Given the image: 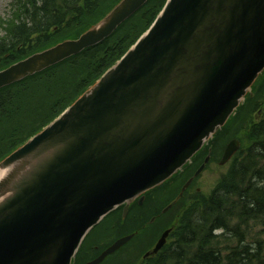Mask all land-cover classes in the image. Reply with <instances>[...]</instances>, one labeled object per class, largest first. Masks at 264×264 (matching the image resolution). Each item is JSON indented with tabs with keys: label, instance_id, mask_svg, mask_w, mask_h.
Returning <instances> with one entry per match:
<instances>
[{
	"label": "water",
	"instance_id": "1",
	"mask_svg": "<svg viewBox=\"0 0 264 264\" xmlns=\"http://www.w3.org/2000/svg\"><path fill=\"white\" fill-rule=\"evenodd\" d=\"M148 1L121 0L78 39L1 71L0 89L98 45ZM263 72L264 0H168L116 65L0 162V264H71L106 215L126 205V216L134 200L142 204L145 193L178 173ZM240 146L231 141L221 164Z\"/></svg>",
	"mask_w": 264,
	"mask_h": 264
},
{
	"label": "trees",
	"instance_id": "2",
	"mask_svg": "<svg viewBox=\"0 0 264 264\" xmlns=\"http://www.w3.org/2000/svg\"><path fill=\"white\" fill-rule=\"evenodd\" d=\"M119 1L13 0L8 19L0 17V71L64 40L78 38ZM166 1L150 0L102 44L0 90V161L58 117L112 67L150 27ZM263 80L264 75L255 89ZM250 130L253 142L245 156L232 163L229 178L209 197L196 194L191 203L188 193L178 204L182 217L174 246L179 248L174 252L177 258L171 260L181 264H264V119L253 123ZM223 143L217 146L223 147ZM219 155L215 149V158ZM245 171H249L248 180ZM188 174L177 180L186 181ZM133 216V220L139 216L138 209L132 210L129 219ZM197 224L200 229L195 228ZM182 246L195 248L189 255L192 260L178 250ZM204 251L212 253L211 259Z\"/></svg>",
	"mask_w": 264,
	"mask_h": 264
},
{
	"label": "rangeland",
	"instance_id": "3",
	"mask_svg": "<svg viewBox=\"0 0 264 264\" xmlns=\"http://www.w3.org/2000/svg\"><path fill=\"white\" fill-rule=\"evenodd\" d=\"M12 1L13 0H0V17L8 19L12 12ZM262 106H264V80L254 90L253 95L246 100L244 105L241 106L240 110L235 115L234 121L231 123L228 129H226L225 132L217 139L219 141L218 143L222 141H225L226 143L233 137L239 136L242 141V147L239 153L231 162L227 163L226 165L221 166L218 163L221 160L220 157L207 166L206 170L201 174V176H199L194 185V190L198 188L200 189L198 197H209L212 191L221 182L229 178L232 163L236 159H242L245 156L248 148L253 142V135L251 133L250 126L253 123H258L264 119V108ZM198 164L199 162H195L193 168H195ZM193 175L194 174H191V176ZM156 195L160 196L161 193H157ZM115 215L107 219L105 223L99 228H102L103 231H107L105 238L106 243L112 242V240L116 237H120L123 234H127V232L130 233L135 230L134 226L129 228V224L132 222L134 216L131 220L129 219V224L127 227H121L119 226L121 215L118 213ZM249 224L251 225V227H253L254 231V225L252 224V222H250ZM220 233L221 231H218L217 235H219ZM147 237L150 238L151 236L147 235ZM176 240L177 238L174 234L173 237L169 239V248L165 249L157 257L147 260V264H181V261L170 259V257H174L175 259L177 258L174 253L177 251L176 248H179L178 246H174ZM138 245H141L139 238L120 252L119 260H121L123 264H143L144 260L142 258L148 248H143L142 252L138 253L137 250H135ZM183 248L185 249V247ZM183 248L178 250L184 251L185 256H189L190 251L195 250V248H192L189 251H185Z\"/></svg>",
	"mask_w": 264,
	"mask_h": 264
},
{
	"label": "flooded vegetation",
	"instance_id": "4",
	"mask_svg": "<svg viewBox=\"0 0 264 264\" xmlns=\"http://www.w3.org/2000/svg\"><path fill=\"white\" fill-rule=\"evenodd\" d=\"M178 218H179V214H174L167 219L156 220V222L154 223L155 224L154 228H153L154 233L152 234V236L150 238L143 239L141 241V245H138V247H136V250L140 251L141 249L145 248L149 243L148 240H150V245L153 244L152 247L154 248L157 241H155V243H153V242L155 240L157 233L161 230L167 229L168 227L165 225L171 223L173 220H177ZM104 246H105L104 243L101 244L100 242H98V240L96 238H94L93 244L88 245L86 247V249L81 254L80 258L74 264H86L87 262L97 258L103 252V250L105 248ZM151 248H149L146 251V253L149 252ZM119 257H120V253L115 255V256H111V257L107 258L102 264H123V262L121 260H119ZM151 257H153V256L147 257L146 261H147V259H149Z\"/></svg>",
	"mask_w": 264,
	"mask_h": 264
},
{
	"label": "bare ground",
	"instance_id": "5",
	"mask_svg": "<svg viewBox=\"0 0 264 264\" xmlns=\"http://www.w3.org/2000/svg\"><path fill=\"white\" fill-rule=\"evenodd\" d=\"M110 12H111V10H109V12L106 13L105 16H107ZM103 19H104V17H103ZM244 174H245V180H248V179H249V176H248V175H249V171H245ZM2 175H3V172L0 171V179H1ZM241 177H242V176H241ZM261 183H262V182H261ZM263 184H264V182H263ZM195 228H196V229H200V226L197 224V226H195ZM193 230H194V229H193ZM189 233L192 234V235H194V231H190ZM255 235H256V232H253V233H252V236H255ZM154 248H155V247H154ZM154 248L152 247V248L150 249V251H149V255H153V254L156 253L155 250H154ZM192 248H193V247H191V246L185 247V251H189V250H191ZM192 252H193V251H190V254H191ZM203 254L207 257L208 260L211 259V257H212V253H211L210 251H204ZM187 257H188V256H187ZM187 260H188V261L192 260V256H189V258H188ZM143 264H147V261H146L145 259H144V261H143ZM155 264H161V263H155ZM212 264H219V262H218V261H213Z\"/></svg>",
	"mask_w": 264,
	"mask_h": 264
}]
</instances>
